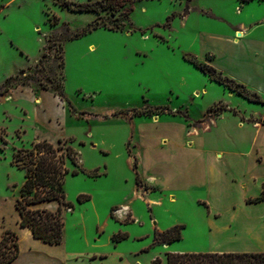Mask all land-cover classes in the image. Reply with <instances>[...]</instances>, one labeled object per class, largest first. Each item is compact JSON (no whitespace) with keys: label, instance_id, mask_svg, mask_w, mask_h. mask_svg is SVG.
<instances>
[{"label":"rangeland","instance_id":"374dc122","mask_svg":"<svg viewBox=\"0 0 264 264\" xmlns=\"http://www.w3.org/2000/svg\"><path fill=\"white\" fill-rule=\"evenodd\" d=\"M62 1L0 0V86L11 76L36 75L35 81L12 82L9 91L0 93V211L5 210L7 218L14 221L12 199L20 196L25 180L24 170L13 164L14 152L48 135L44 139L56 145L63 140L65 146H73L77 165L86 170L66 176L67 199L75 205L64 213L63 241L69 250L107 251L114 234L127 233L128 237L114 242L132 264H153L155 259L160 260L157 264H167L168 252L264 242V200H259L264 193H259L264 182V103L231 91L193 63L198 60L210 65L212 55L199 59L202 25L195 16L182 17L187 0H117L101 14L71 11ZM194 2L201 5L205 0ZM130 7V15H123ZM99 16L100 27L74 39L59 40L62 30L69 35L83 32ZM216 70V75L227 76ZM59 82L66 110L61 131L45 122L28 89L12 93L28 87L36 98L43 90L57 95L53 85ZM146 106L152 108V114L131 118L129 110ZM177 111H186L190 119ZM172 120H183L187 144L200 138L199 145L195 140L193 145L219 156L222 151L254 148L253 160L249 157L237 169L226 165L233 167L240 179H245V174L247 183L257 176V184L243 190L239 182L235 185L239 196L245 189L259 193L244 199L245 204L257 207L237 217L214 212L205 199L213 196L221 183L216 168L224 165L225 169L226 165H209L204 158L188 156L199 165L192 173L200 182L182 189L172 183L160 182L163 188L155 183L159 177L149 168L151 152L143 134L152 135L154 124H161L153 129L158 138L179 129L169 123ZM163 157L168 167L170 162ZM173 161L174 166L182 162L178 158ZM67 167L76 168L69 159ZM135 171L141 176L140 187ZM79 195L91 198L80 203ZM207 218L221 219L219 233L212 232ZM233 221L238 222L236 226H230ZM176 224L184 225L180 240H155L156 231Z\"/></svg>","mask_w":264,"mask_h":264},{"label":"crops","instance_id":"0c3cea01","mask_svg":"<svg viewBox=\"0 0 264 264\" xmlns=\"http://www.w3.org/2000/svg\"><path fill=\"white\" fill-rule=\"evenodd\" d=\"M194 3V0H187L186 7L189 8V13L184 16V19L188 20L195 16L202 25L199 31L202 48L199 59L205 60L207 54L212 55L210 65L245 84L264 99V0H205L201 5H194ZM208 14H212L214 18ZM26 90L30 91L31 97L36 101V110L45 116V122L55 128L59 127V131L63 130L62 119L66 110L63 108L60 97L51 91L43 90L36 98L35 93L28 87L14 89L12 93H24ZM48 95L51 98L46 99ZM173 121L169 123L177 124L179 129L171 130L169 134L159 138L154 134L153 129L160 127L161 124L152 125V135L143 134L147 150L151 152L148 165L152 172L158 175V182L155 183L159 186L161 183H172L182 189L190 183L200 182L198 175L192 173L199 165L193 163L188 158L189 155L198 160L204 158L208 160L209 165L218 166L220 163L225 165L228 163L236 169L239 164L243 165L248 161L249 157L253 160L254 148L252 146L249 150L240 149L233 153L220 151L219 156V153H212L209 149L198 146L200 138L192 139V145L187 144L183 120H176V123ZM61 134L59 132V136ZM40 138H48V135L40 136ZM194 140L198 145H193ZM163 156H167L170 162L168 167L166 166L167 160L166 165L162 162L164 161ZM175 158L182 162L174 166L172 162ZM262 163L255 161V164ZM222 168L224 169V165ZM216 169L222 175L221 183L213 192V196L205 199L209 201L214 212L221 213L222 217H237L246 215L251 207L258 206V204L247 205L244 199L264 190V182H262L259 193H250L245 189L239 196L240 191L236 190L235 185L239 182L243 190L253 182L257 184V176L250 177L247 183L246 175L244 174L245 179H240L236 170L234 173L233 167L226 165L224 171L218 167ZM16 199L17 197L12 199L14 221L7 218L8 213L6 214L5 210L0 211V239L7 229L14 231L19 238L20 253L11 264H132L125 253L118 250L119 245L114 242L113 236V245L107 251L85 252L69 250L65 241L52 244L34 237L30 228L20 225V214L15 206ZM233 203L238 204L236 209L232 208ZM36 207L55 210L58 203L56 201L45 202ZM205 222L211 227L213 233H219L221 219L217 221L215 218H207ZM237 223L233 221L230 226H236ZM230 226L227 229H230ZM258 244L259 241L256 244L237 248L215 245L210 252L264 251L262 250L264 242Z\"/></svg>","mask_w":264,"mask_h":264},{"label":"trees","instance_id":"16d2710c","mask_svg":"<svg viewBox=\"0 0 264 264\" xmlns=\"http://www.w3.org/2000/svg\"><path fill=\"white\" fill-rule=\"evenodd\" d=\"M117 0H87L74 1L63 0L62 5L71 11L77 12H95L101 14L108 5L117 4ZM122 6V4H118ZM133 7L125 10L123 15L129 16ZM189 13V8L186 7L182 17ZM213 17L212 14H208ZM100 16L90 23L89 27L83 32H76L73 35L67 34L64 30L60 32L59 40L65 41L74 39L82 34L100 27ZM56 24V22H55ZM45 55V54H44ZM193 63L201 69L204 73L210 74L211 79L219 83L225 84L231 91L249 99L253 102L264 103V99L255 91H251L245 84L236 81L234 78L223 76L221 73H216V68L205 62L192 60ZM42 60L38 63L42 64ZM64 60L62 67L64 68ZM43 71V68L40 70ZM36 75H25L22 77H9L7 81L0 86V93L3 94L10 90V83L19 82L27 83L28 81H35ZM54 80L50 78L52 84ZM62 84V83H61ZM53 85L54 91L60 96L62 100L65 99V94L62 85ZM131 118L139 115H150L153 113L152 108L146 106L144 108H134L129 110ZM129 113V112H128ZM174 113L169 111L168 114ZM177 113L184 116L187 120L190 119L186 111H177ZM87 114V113H83ZM175 114V113H174ZM91 116V114H88ZM203 120L195 121L203 122ZM60 145L42 139L32 142L28 148H19L14 152L13 164L19 169L24 170L25 180L21 187V194L16 199V209L20 214V225L31 229L34 237L39 238L48 243H61L63 241L65 230L64 213L75 208L73 202L67 199L65 189L66 176L69 173L78 175L81 172H86L84 168L77 165V152L73 146L66 145L63 140H59ZM70 160L76 168L70 170L67 167V160ZM136 169V168H135ZM136 184L138 187L142 185V180L137 171ZM95 176L98 173L93 174ZM148 187V186H146ZM89 195H79L78 201L83 203L89 200ZM259 200H264V193ZM56 201L58 207L55 210L48 208L36 207L38 204ZM184 225H174L160 232L156 231L155 240L161 243H172L182 238V229ZM128 237L127 233L114 234L113 240L118 241ZM19 238L18 235L9 229L5 230L0 239V264H11L19 256ZM160 263L159 259H155L153 264ZM167 264H264V251H244V252H168Z\"/></svg>","mask_w":264,"mask_h":264}]
</instances>
